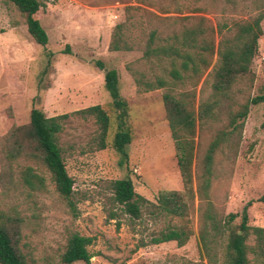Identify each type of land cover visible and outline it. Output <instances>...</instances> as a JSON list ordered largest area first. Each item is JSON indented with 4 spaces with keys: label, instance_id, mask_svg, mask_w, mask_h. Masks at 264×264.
<instances>
[{
    "label": "rangeland",
    "instance_id": "rangeland-1",
    "mask_svg": "<svg viewBox=\"0 0 264 264\" xmlns=\"http://www.w3.org/2000/svg\"><path fill=\"white\" fill-rule=\"evenodd\" d=\"M38 1L41 6L35 16L48 35L45 46L29 34L25 15L12 2L0 0V150L11 128L28 122L32 108L46 116L68 114L58 144L74 191L71 206L56 191L41 163L24 158L12 162L8 191L3 192L0 185V210L9 218L20 219L18 246L28 264H63L61 255L73 232L93 237L88 246L90 264H209L199 240V208L206 201L195 194L188 215L192 234L185 244L154 243L151 238L159 230L181 221L156 217L147 208L140 218L130 217L112 202L109 182L129 177L134 190L152 203L161 190L182 189L162 95L188 93L197 110L212 92L219 42L232 41L237 24L264 11V0ZM116 26L121 27L129 49H111ZM200 27L214 45L211 64L201 75L173 81L170 61L144 56L152 31L156 32L155 44L162 45L173 44V34L184 28ZM261 27L250 72L238 78L215 118L196 121L194 189L210 142L230 130L229 111L235 112L264 92V18ZM97 62L117 70L120 95L129 105L132 140L126 146L125 161L111 145L117 112L104 86L105 70ZM158 77L169 83L146 90L144 82H155ZM96 104L111 119L104 148L99 145L101 127L95 116L81 112ZM26 166L44 178L40 190L22 183L20 170ZM208 193L222 217L241 211L252 200L248 223L264 226V102L249 104L239 136L221 138L214 152ZM111 211L117 217L110 218ZM239 220L237 217L234 224ZM223 244V239L216 244L219 255Z\"/></svg>",
    "mask_w": 264,
    "mask_h": 264
},
{
    "label": "trees",
    "instance_id": "trees-1",
    "mask_svg": "<svg viewBox=\"0 0 264 264\" xmlns=\"http://www.w3.org/2000/svg\"><path fill=\"white\" fill-rule=\"evenodd\" d=\"M25 15L27 30L31 37L41 46L48 42V35L41 25L36 13L41 3L38 0H8ZM264 11L251 21L236 25L232 41H220L218 48L219 59L214 67L211 82V95L194 109L188 93L178 96L164 92L162 102L165 117L170 129L177 158V166L182 182L181 190H161L156 196V202H149L144 196L134 190L129 177L116 178L109 182L112 192L111 200L120 206L123 212L132 218H140L144 208L156 217L178 218L180 224H167L151 238L154 243L176 241L181 246L187 242L192 234L188 226V215L193 204L195 194L204 200L205 206L200 205L201 226L199 240L207 256L209 264H264V226H253L248 223V208L252 200L247 201L239 212H230L220 216L209 200V187L212 174V163L215 150L219 147L221 138L226 135L236 136L241 133L244 120L249 111V104L264 102V92L252 97L249 102L242 104L235 112L229 111L228 125L230 130L223 132L210 142L203 159V167L197 175L196 189L193 188V157L194 135L196 121L215 118L224 99L230 97V91L239 77L250 72L252 59L258 51V39L262 34L261 21ZM203 28H184L173 34V44H155V31L150 33L144 56H152L159 60L170 61V75L173 81H183L186 76H199L211 64L214 45L205 35ZM111 49H129L120 26H116L111 41ZM179 62V67L177 64ZM98 66L105 70L104 86L112 99V106L116 110L115 131L112 137V147L121 154L123 161L127 160L126 146L132 140V131L128 124L129 105L119 92V75L116 69H105L101 62ZM137 81L140 80L137 78ZM169 82L164 78H156L155 82L145 81L146 90L159 88ZM81 112L94 115L100 124L101 134L99 145L106 147L105 138L111 128L108 113L99 105H92ZM68 114L46 116L38 109L32 108L26 124L11 128L5 140L4 149L0 150V161L3 172L0 174V185L3 192H7L12 182L10 170L12 162L18 158L34 160L41 163L50 173L56 191L73 206V178L68 174L58 144V134L63 129V122ZM22 183L33 191L44 186V178L36 173L31 166L20 170ZM264 195L261 196V200ZM151 207V208H150ZM117 217V212H110V218ZM239 217V222L234 220ZM17 217L9 218L0 210V264H28L21 252L18 241L20 230ZM223 239L222 253L218 254L216 246L218 240ZM252 239V244H249ZM93 237L73 232L67 238L66 248L61 255L63 264L83 261L90 264L91 253L88 246Z\"/></svg>",
    "mask_w": 264,
    "mask_h": 264
}]
</instances>
